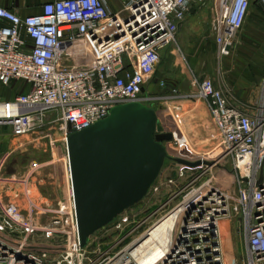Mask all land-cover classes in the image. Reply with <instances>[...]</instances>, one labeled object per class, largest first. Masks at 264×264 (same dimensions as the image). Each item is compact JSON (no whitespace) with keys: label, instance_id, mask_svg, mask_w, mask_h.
<instances>
[{"label":"built area","instance_id":"built-area-1","mask_svg":"<svg viewBox=\"0 0 264 264\" xmlns=\"http://www.w3.org/2000/svg\"><path fill=\"white\" fill-rule=\"evenodd\" d=\"M207 1L124 0L117 12H111L104 0H52L27 16L0 7V85L17 81L25 87L24 93L0 100V131L43 132L48 145L53 143V130L58 132L67 188L65 206L34 205L26 180L53 162L29 164L24 177L15 181L26 198L24 215L16 205L0 201V264H147L137 262L132 250L174 211L178 214L167 251L151 264H235L224 259L221 245V224L232 219L240 224L241 264H264V91L255 107L241 109L226 89L215 87L207 77L192 79L193 89L183 98L203 103L220 138L222 157L230 162L232 185L221 174L211 173V165L190 168L204 167L188 179L180 201L151 226L144 227L150 218L132 223L122 214L110 226L111 233L126 229L122 235L109 236L106 243L90 236L85 246L79 244L66 136L104 119L115 106L152 107L160 99L175 97L172 84L158 82L152 74L190 8ZM256 1L264 10V0ZM211 3L213 44L218 55H226L250 3ZM47 113L53 117L44 122ZM7 158L0 155V184L11 181L2 175ZM183 169L176 170L180 178ZM37 214H42V222Z\"/></svg>","mask_w":264,"mask_h":264},{"label":"rangeland","instance_id":"rangeland-1","mask_svg":"<svg viewBox=\"0 0 264 264\" xmlns=\"http://www.w3.org/2000/svg\"><path fill=\"white\" fill-rule=\"evenodd\" d=\"M104 1L111 12H117L124 0ZM210 2L211 0H208L205 4L196 6V12L192 16H185L177 29L174 43L167 48L171 53L162 58L160 54L153 77L158 82L173 84L175 81L174 89L177 97L160 99L153 104L152 108L161 132L171 135L169 141L162 143L167 156L188 162H207L211 165V173L221 174L227 184L232 185L230 162L222 157L220 138L212 127L208 115L205 119L200 116L199 109L202 102L197 99H184L185 95L181 96V94L192 91V79L207 77L215 87L226 89L241 109L256 106L261 97V91H264V10L256 0H249L248 14L241 30L227 49V54L218 55L212 42L209 25ZM156 89L159 90V87ZM24 92L25 87L17 81L11 82L7 87L0 86L1 99H9ZM52 152L53 163L42 167L36 171L37 176L32 177L42 183V170L47 176L45 186L39 187L38 195L35 193L36 201L33 194L28 195V199L38 207H42V204L53 205L56 202L65 206L66 203L67 188L62 168L63 153L61 156L57 154L58 157H56L55 151L52 150ZM60 157L62 160L58 161ZM46 159L48 160L47 156H42L40 152L33 150L23 156L9 155L2 169V175L11 181L0 184V201L3 204L16 205L20 213L24 215L26 198L23 187L15 182L18 180L15 174L21 173L26 165L33 161L42 162ZM179 167L181 166L165 159L145 197L113 220L117 222L122 214L131 217L132 223L147 217L150 219L144 227H149L156 219L165 215L180 201L188 179L204 169L200 167L192 170L182 166L184 174L180 178L176 171ZM168 180H171V183H168ZM157 207L160 210L156 215L152 214L151 212ZM34 216L39 219L38 222H42V214ZM113 220L93 233L90 239L106 243L110 237L122 235L126 229L120 233L110 232V226L115 223ZM223 223L225 227H222L221 245L222 250L225 251L224 259H231L233 263L241 264L243 241L240 224L237 219ZM143 238L145 236L139 241Z\"/></svg>","mask_w":264,"mask_h":264},{"label":"water","instance_id":"water-1","mask_svg":"<svg viewBox=\"0 0 264 264\" xmlns=\"http://www.w3.org/2000/svg\"><path fill=\"white\" fill-rule=\"evenodd\" d=\"M152 107L118 105L108 115L66 136L65 152L80 247L148 192L165 159L188 167L208 165L166 155Z\"/></svg>","mask_w":264,"mask_h":264},{"label":"crops","instance_id":"crops-1","mask_svg":"<svg viewBox=\"0 0 264 264\" xmlns=\"http://www.w3.org/2000/svg\"><path fill=\"white\" fill-rule=\"evenodd\" d=\"M49 1H52V0H0V7L7 9V10H11V11L15 12L18 16H27V15H32V14L39 12L41 5L43 3L49 2ZM211 4L212 3L210 2L209 11L211 8ZM195 12H196V6L190 8V11L187 14V17L192 16ZM209 17H210V15H209ZM170 53H171L170 50L168 51L167 48L165 50H162L160 52L161 58H162V56L170 54ZM152 76H153V74H152ZM175 85H176V83L174 81L172 84L173 88L175 87ZM186 94L187 93L181 94V96L186 95ZM0 100H3V99L0 98ZM193 104H195V103H193ZM199 111H200L199 112L200 116H202V118H204V119L207 118V112H206V109H205L203 103L200 104ZM52 117H53V115L51 113L45 114L44 122H46L47 120L49 121ZM52 136H53V143L51 145H48L47 142L43 139V132L33 131V132H30L27 134L13 135L9 132V130L2 129L0 131V155L7 154L8 157H9V155H12V154L23 156L24 154H27L33 150L36 152H40L42 154V156H47L48 160L47 159L46 160L52 162L53 161L52 150L55 151L54 155L56 157H58L59 154L61 156L63 153V151H62L63 149H62V146L60 143V136L58 135V132L53 130ZM57 154H58V156H57ZM46 160H42V162H45ZM37 162H39V161H37ZM28 167H29V164L26 165V167L23 169V171H21V173H17V174H15V176L18 179L23 178ZM44 173L45 172L42 170V183H40L41 181H39V180L33 179L34 177L37 176L36 171L33 174H31L30 177L26 180L25 186H26V189L28 191V195L33 194L32 196L35 199V201L37 198L36 195H38L37 191H38L39 187L42 186V188H43L46 184V179H47L46 177L47 176H45ZM48 184H50V183H48ZM35 193H36V195H35Z\"/></svg>","mask_w":264,"mask_h":264},{"label":"bare ground","instance_id":"bare-ground-1","mask_svg":"<svg viewBox=\"0 0 264 264\" xmlns=\"http://www.w3.org/2000/svg\"><path fill=\"white\" fill-rule=\"evenodd\" d=\"M177 211L159 221L132 250L137 262L151 264L167 251L171 230L176 222ZM222 227L224 223L222 222ZM225 227V226H224Z\"/></svg>","mask_w":264,"mask_h":264}]
</instances>
